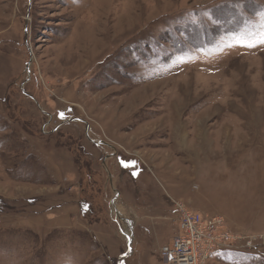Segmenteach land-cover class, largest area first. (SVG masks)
<instances>
[{"label":"rangeland","instance_id":"rangeland-1","mask_svg":"<svg viewBox=\"0 0 264 264\" xmlns=\"http://www.w3.org/2000/svg\"><path fill=\"white\" fill-rule=\"evenodd\" d=\"M262 39L264 0H0V264H165L174 202L264 264Z\"/></svg>","mask_w":264,"mask_h":264},{"label":"built area","instance_id":"built-area-1","mask_svg":"<svg viewBox=\"0 0 264 264\" xmlns=\"http://www.w3.org/2000/svg\"><path fill=\"white\" fill-rule=\"evenodd\" d=\"M174 204L181 233L161 247L165 264H207L222 250L240 246L252 249L258 241L256 237L235 235L221 216L210 217Z\"/></svg>","mask_w":264,"mask_h":264},{"label":"snow or ice","instance_id":"snow-or-ice-1","mask_svg":"<svg viewBox=\"0 0 264 264\" xmlns=\"http://www.w3.org/2000/svg\"><path fill=\"white\" fill-rule=\"evenodd\" d=\"M262 43H264V39H262V41H261ZM60 117L63 119L64 118V113L63 112H61L60 114ZM128 165L127 164H125V167H127Z\"/></svg>","mask_w":264,"mask_h":264},{"label":"flooded vegetation","instance_id":"flooded-vegetation-1","mask_svg":"<svg viewBox=\"0 0 264 264\" xmlns=\"http://www.w3.org/2000/svg\"><path fill=\"white\" fill-rule=\"evenodd\" d=\"M92 142L95 143V144H97V145L99 144L98 142L96 143L94 140H92ZM104 144H105V143H103V145H104ZM103 145H102V146H103ZM109 156H110V155H109ZM106 157H107V156H106ZM107 159H108V158H106L105 160H107ZM126 159H129V158H126ZM123 161H124V160L122 159V163H123ZM126 164L128 165V163H126Z\"/></svg>","mask_w":264,"mask_h":264},{"label":"water","instance_id":"water-1","mask_svg":"<svg viewBox=\"0 0 264 264\" xmlns=\"http://www.w3.org/2000/svg\"><path fill=\"white\" fill-rule=\"evenodd\" d=\"M128 240H129V248L131 250V248H132V240L130 238Z\"/></svg>","mask_w":264,"mask_h":264},{"label":"trees","instance_id":"trees-1","mask_svg":"<svg viewBox=\"0 0 264 264\" xmlns=\"http://www.w3.org/2000/svg\"><path fill=\"white\" fill-rule=\"evenodd\" d=\"M131 161H135V159L134 158H132V159H130ZM129 163H131L130 161H129Z\"/></svg>","mask_w":264,"mask_h":264},{"label":"crops","instance_id":"crops-1","mask_svg":"<svg viewBox=\"0 0 264 264\" xmlns=\"http://www.w3.org/2000/svg\"><path fill=\"white\" fill-rule=\"evenodd\" d=\"M121 218V217H120ZM124 218V217H123ZM124 219H126V218H124ZM124 221V220H123Z\"/></svg>","mask_w":264,"mask_h":264}]
</instances>
